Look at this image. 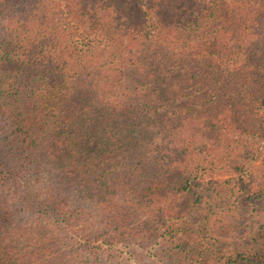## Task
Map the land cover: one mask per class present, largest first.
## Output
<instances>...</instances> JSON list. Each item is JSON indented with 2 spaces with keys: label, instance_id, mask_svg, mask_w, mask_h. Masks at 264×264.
I'll use <instances>...</instances> for the list:
<instances>
[{
  "label": "trees",
  "instance_id": "16d2710c",
  "mask_svg": "<svg viewBox=\"0 0 264 264\" xmlns=\"http://www.w3.org/2000/svg\"><path fill=\"white\" fill-rule=\"evenodd\" d=\"M263 146L264 0H0V264H264L182 211Z\"/></svg>",
  "mask_w": 264,
  "mask_h": 264
},
{
  "label": "rangeland",
  "instance_id": "374dc122",
  "mask_svg": "<svg viewBox=\"0 0 264 264\" xmlns=\"http://www.w3.org/2000/svg\"><path fill=\"white\" fill-rule=\"evenodd\" d=\"M220 152V149L217 150L215 155L219 156ZM232 153V156L236 155L235 151ZM240 160L245 168L243 179L247 189L252 190L250 175L264 169V146L254 157L242 156ZM205 176L190 192L194 198L203 196L204 203L197 206L194 199L187 203L179 201L183 208L186 203L182 211L187 212L188 220L196 226L204 224L202 226V231H205L204 254H207L208 250L219 254H231L235 250L264 247V230L261 231L260 236L256 234L260 224L264 225V202L257 205L247 199L248 192L241 187L238 173L221 174L209 170ZM177 205L181 209L179 203ZM210 207L213 213L210 219L205 221L202 215Z\"/></svg>",
  "mask_w": 264,
  "mask_h": 264
}]
</instances>
